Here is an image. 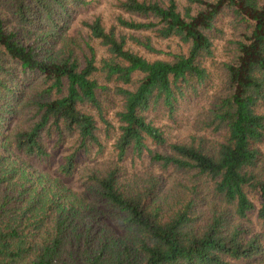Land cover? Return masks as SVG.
<instances>
[{
	"label": "trees",
	"instance_id": "16d2710c",
	"mask_svg": "<svg viewBox=\"0 0 264 264\" xmlns=\"http://www.w3.org/2000/svg\"><path fill=\"white\" fill-rule=\"evenodd\" d=\"M93 2L0 0V264H264V0H117L130 19L76 25ZM225 19L222 86L193 123L219 139L171 142L151 115L204 94ZM91 111L118 133L108 161Z\"/></svg>",
	"mask_w": 264,
	"mask_h": 264
},
{
	"label": "rangeland",
	"instance_id": "374dc122",
	"mask_svg": "<svg viewBox=\"0 0 264 264\" xmlns=\"http://www.w3.org/2000/svg\"><path fill=\"white\" fill-rule=\"evenodd\" d=\"M179 7L182 8L185 5V0H177ZM117 0H94L92 6L87 10H84L79 17L77 18V23L81 20H90L95 16H101L104 25L107 29H110L113 26H117L116 18L118 16H123L125 19H130L129 15L124 14L123 12L119 11L116 8ZM75 25V26H76ZM221 27L225 31L224 36L222 39L217 40L215 43V58L210 60L207 63V68L211 75V80L202 92L203 95L199 98H192L190 101L184 103L183 108L181 109L180 113L178 114L177 121L175 123L168 120L163 115L153 114L151 115V119L155 122L156 126L160 127L167 138L171 142H179L183 140H187L190 138L191 135H197L199 137H205L210 142H216L219 139L218 134H213L210 131H205L201 133H196L194 130V121L198 120L199 114L202 113L204 108L208 105V102L212 96L221 88L222 81H223V69L222 64L228 60L229 57V40L232 39V29L229 25V19H225L221 23ZM117 30L122 31L124 33H128V31H124L121 28ZM131 34V33H130ZM97 52H98V60L100 58L106 57V50L99 45V42H93ZM154 45L159 49L165 51H171L178 53L185 48L181 47V45L176 40H157L154 39ZM132 51L141 54L142 56L154 60L155 57L146 53L141 48H138L132 44L128 46ZM109 100L106 102V119L109 120L113 125L116 127L118 126V121L116 114L121 109V102L119 98L109 96ZM92 113L96 119L98 120V127H99V136L101 141L104 144V151L101 155H99L98 159L100 162L108 161L113 158V144L115 142L116 137L118 136L117 132H111L110 136L107 137L105 133V126L101 123L99 116L96 112ZM96 152V150H93ZM61 157V156H60ZM60 157L54 158L52 161L51 170L53 171L55 167L58 165ZM142 165H138V168ZM128 167L130 172L133 171L135 168L133 167L131 162H128ZM252 225L254 232H258L264 235V223L257 218V213L254 212L251 215Z\"/></svg>",
	"mask_w": 264,
	"mask_h": 264
}]
</instances>
